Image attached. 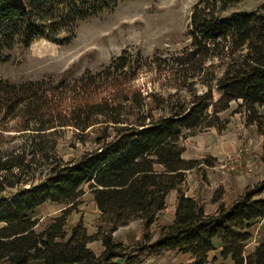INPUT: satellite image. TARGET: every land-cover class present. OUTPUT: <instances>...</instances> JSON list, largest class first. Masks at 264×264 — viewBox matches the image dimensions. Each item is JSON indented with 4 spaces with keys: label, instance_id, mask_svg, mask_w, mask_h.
Returning a JSON list of instances; mask_svg holds the SVG:
<instances>
[{
    "label": "trees",
    "instance_id": "trees-1",
    "mask_svg": "<svg viewBox=\"0 0 264 264\" xmlns=\"http://www.w3.org/2000/svg\"><path fill=\"white\" fill-rule=\"evenodd\" d=\"M123 1L0 0V68L36 41L69 42L80 23ZM242 1L195 0L189 43L169 58L148 60L125 48L73 80L0 76V264H143L166 252L188 255L184 264H264V239L246 253L253 227H264V178L227 205L216 193L212 213L185 188L187 173L214 160L184 158V142L225 130L221 116L234 102L262 137L264 163V0L255 10L231 12ZM146 69L164 72L174 92L144 93L135 81ZM65 130L94 148L63 159ZM86 192L97 212L92 234L81 218L68 223ZM171 192L173 220L152 231ZM46 204L61 210L41 221ZM133 221L141 224L139 239L131 246L115 240ZM93 242L99 253L89 248Z\"/></svg>",
    "mask_w": 264,
    "mask_h": 264
},
{
    "label": "rangeland",
    "instance_id": "rangeland-1",
    "mask_svg": "<svg viewBox=\"0 0 264 264\" xmlns=\"http://www.w3.org/2000/svg\"><path fill=\"white\" fill-rule=\"evenodd\" d=\"M194 2L195 0H125L111 12L80 23L75 29L74 37L65 44L57 45L39 40L25 51L16 50L12 53L11 61L0 68V76L12 82L48 78L58 80L62 76L73 80L86 71L97 72L125 48L139 50L148 60L156 56L162 59L172 57L189 43L187 24ZM261 3L262 0H243L231 12L252 11ZM135 84L144 93L166 95L174 92L164 72L158 75L151 70H142ZM196 90L200 94L204 88L196 86ZM235 111H238L237 102L232 103L230 109L222 114L221 117L228 122L225 130L218 132L209 129L184 142V158L214 160L211 168L205 166L187 173L185 183L187 194L198 197L209 213L217 208L218 204L213 202L216 193L222 192L219 203L227 205L246 187L253 186L264 178V163L260 160L262 137L255 127L245 125L243 112ZM258 111L264 114V106L258 108ZM4 135L10 137L8 135L17 133L5 132ZM18 143L17 139L5 143L2 148L10 150ZM93 148L91 141L77 143L72 138L71 131L65 130L58 145V153L67 160ZM240 149L243 153L240 158H236ZM221 165L225 166L224 170L220 169ZM175 198L176 193L171 192L166 201V209L158 215L152 231L156 225H168L172 222ZM60 210L61 207L57 205H44L39 212L41 221L59 214ZM80 218L88 233L95 232L97 212L91 195L87 192L81 197L76 211L68 217L69 225ZM140 234V222L133 221L120 228L113 237L124 245L131 246L139 239ZM252 235L246 253L264 238L263 223H257L253 227ZM89 248L96 253L101 250L99 242L89 244ZM213 255L211 253L210 257ZM189 260L188 255L166 252L160 256H147L143 264H184ZM219 263L222 261L217 262Z\"/></svg>",
    "mask_w": 264,
    "mask_h": 264
},
{
    "label": "built area",
    "instance_id": "built-area-1",
    "mask_svg": "<svg viewBox=\"0 0 264 264\" xmlns=\"http://www.w3.org/2000/svg\"><path fill=\"white\" fill-rule=\"evenodd\" d=\"M242 153H243V151H242L241 149L238 150L237 153H236V155H235V157H236V158H240L241 155H242ZM224 168H225L224 165H221V166H220V169H221V170H224Z\"/></svg>",
    "mask_w": 264,
    "mask_h": 264
},
{
    "label": "crops",
    "instance_id": "crops-1",
    "mask_svg": "<svg viewBox=\"0 0 264 264\" xmlns=\"http://www.w3.org/2000/svg\"><path fill=\"white\" fill-rule=\"evenodd\" d=\"M173 194H175V193L173 192ZM168 196H169V195H168ZM263 197H264V196H263ZM174 200H175V199H174ZM261 223H262V221H261ZM93 233H94V232H93ZM91 234H92V233H91ZM263 239H264V238H263ZM256 244H257V243H256ZM256 244H255V245H256ZM99 252H100V251H99ZM99 252H98V253H99Z\"/></svg>",
    "mask_w": 264,
    "mask_h": 264
}]
</instances>
